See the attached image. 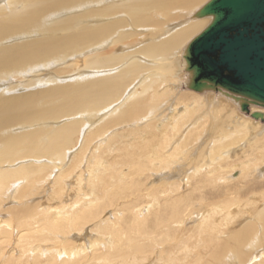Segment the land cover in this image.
<instances>
[{
    "label": "bare ground",
    "instance_id": "1",
    "mask_svg": "<svg viewBox=\"0 0 264 264\" xmlns=\"http://www.w3.org/2000/svg\"><path fill=\"white\" fill-rule=\"evenodd\" d=\"M205 1L0 0V264H264V197L203 194L224 168L264 177L260 109L171 96ZM213 107L233 119L215 142ZM244 134L256 156L235 164ZM188 140L212 170H173Z\"/></svg>",
    "mask_w": 264,
    "mask_h": 264
},
{
    "label": "water",
    "instance_id": "2",
    "mask_svg": "<svg viewBox=\"0 0 264 264\" xmlns=\"http://www.w3.org/2000/svg\"><path fill=\"white\" fill-rule=\"evenodd\" d=\"M194 17L211 19L184 50L185 87L219 93L246 114L264 108V0H209Z\"/></svg>",
    "mask_w": 264,
    "mask_h": 264
},
{
    "label": "rangeland",
    "instance_id": "3",
    "mask_svg": "<svg viewBox=\"0 0 264 264\" xmlns=\"http://www.w3.org/2000/svg\"><path fill=\"white\" fill-rule=\"evenodd\" d=\"M208 0H206L203 4H201L200 6H198L196 9H198V8H200V7H202L206 2H207ZM204 19H209L210 20V18H204ZM193 20H196V19H193ZM207 25V24H206ZM204 27H205V25H204ZM203 27V28H204ZM202 28V29H203ZM201 31V30H200ZM199 31V32H200ZM199 32H197L196 34H198ZM196 34H193L189 39H191L193 36H195ZM187 41H189V40H187ZM187 43V42H186ZM183 62V61H182ZM181 75H183L182 77H184V79H182V84L186 81V75L184 74V72L182 71L181 72ZM181 84V86L174 92V94H172L171 96H173V97H178L180 100H181V103H185V102H187V101H189L191 98H192V96H190V95H183L182 94V91H187L188 89L184 86V85H182ZM140 92H141V90H140ZM213 93V94H212ZM203 94H205V95H210L209 96V98L211 99V100H213V101H217V100H220V99H222V100H224L225 102H228L229 104H231V105H233V107H236V109L238 110V112L241 114V115H243V116H245L246 115V113H244V112H241L240 111V108H239V106L237 105L238 103H236V102H234L233 100H231V99H229V98H226V97H224V96H222L221 94H219V93H216V92H213V91H206V92H204ZM170 96V97H171ZM214 96V97H213ZM170 97H168V99H166V100H164V102H162V104H160L161 105V107H162V105H163V107H162V110L160 111V113H156L155 115L157 116V122H156V124H157V126L159 125V128H162L163 126H165L166 125V127L165 128H167L168 129V124H169V122H170V117H171V113H170V108L172 109V107H173V104H174V102H171L170 100H169V98ZM231 103H230V102ZM221 102V101H220ZM236 105V106H235ZM181 108H183L182 106H180V108L179 109H181ZM252 108H255V109H257V110H259L260 109V112H262L263 114H264V112H263V110H264V108H261V107H257V106H253V105H250L249 106V109H250V111L252 110ZM217 109V108H216ZM227 111V110H226ZM216 112H218V113H216ZM212 113V114H211ZM214 113H216V114H218V115H215ZM210 114L212 115H210L209 117H208V123L207 124H209V125H212L211 126V133H210V140L211 139H213V142H215V140L218 138V137H220V135H221V133L223 132H221L220 130H224V131H227V130H229L231 127H232V123H233V119L232 118H227L228 117V113H226L225 114V111H224V113H223V111H219V110H214V107L211 109V111H210ZM214 115V116H213ZM219 118V120L220 121H222V122H220L217 118ZM216 120H215V119ZM222 118V119H221ZM159 119V120H158ZM211 119H213V121L211 120ZM227 119V120H226ZM218 120V122H216ZM223 120H225V121H223ZM254 121V120H253ZM257 122L258 121H260V122H262V123H264V120H256ZM214 124V125H213ZM228 125V126H227ZM231 125V126H230ZM224 126H225V128H224ZM226 127H228V128H226ZM158 128V127H157ZM222 128V129H221ZM224 128V129H223ZM162 129H164V127L162 128ZM226 129V130H225ZM146 131H148V130H146ZM168 131H169V129H168ZM215 132V133H214ZM216 135V136H213V135ZM242 136L243 135H240L238 138H237V140H239V143L235 146V147H233L232 149H234L235 150V153L233 154V156H232V158L235 160L237 157H239V158H237L234 162H235V164H239L240 163V161L241 160H246V159H248L249 158V156H250V158H251V155H252V153H254L253 155H255V152H253L254 150H251V148H248L247 147V143H245V142H247V139H249L250 138V134H248V135H245L244 134V138H242ZM247 137V138H246ZM148 138H153L151 135L150 136H148ZM194 137H192L191 139H193ZM95 140H93V142L90 144L91 145V147L94 145V142ZM243 141V142H242ZM186 142H187V144H186ZM236 143V141L234 140L231 144H235ZM184 144H186V146L185 145H182L181 146V148H182V153L178 156V158L177 159H175V160H173L174 161V163H175V165H173V170L175 171H177V170H180V171H184L183 172V176L185 175V173H186V175L187 176H191L192 174H196L197 173V171L198 170H201L202 172H207V171H209V170H212V169H210L211 168V165H210V163H208V161L209 160H211V158H210V155H209V150H210V145H212V143H211V141H208V143L207 144H205V147H199V146H196V145H192V142H191V140H188V141H185V143ZM190 146H189V145ZM105 145V144H104ZM188 145V146H187ZM243 145V146H242ZM189 147V148H188ZM192 150H191V149ZM194 148V149H193ZM202 148H204V149H202ZM197 149V150H196ZM191 150V151H190ZM242 150V151H241ZM241 151V152H240ZM252 151V152H251ZM88 153H89V151H87ZM192 152V153H191ZM237 152V153H236ZM245 152V153H244ZM251 152V153H250ZM194 153V154H193ZM206 153V154H205ZM202 155V156H201ZM203 155H204V157H203ZM252 155V156H253ZM191 157V159L189 160V158ZM193 156V157H192ZM208 156V157H207ZM256 156V155H255ZM189 157V158H188ZM196 157V158H195ZM217 156H215V158H216ZM245 157H246V159H245ZM248 157V158H247ZM184 158V159H183ZM193 158V159H192ZM209 158V159H208ZM243 158V159H242ZM85 159H87V158H84V160ZM199 159V160H198ZM188 161H190V162H188ZM185 163V165H184V163ZM187 162V163H186ZM200 162V163H199ZM210 162V161H209ZM226 164V163H225ZM224 164V165H225ZM185 168V169H184ZM206 168V169H205ZM226 171H227V169H222V170H220V171H217V172H215L214 174H213V176H212V178H211V180L212 181H214L215 182V186L216 187H212V188H205V190L203 191V194L206 196V198H213V197H216V196H218V193H219V196H221L220 194H228V193H231V192H235V191H238L239 190V194H241L243 197L245 196V198L244 199H247V197L249 196L250 197V195L252 196V195H260V196H263L264 197V177L262 178V177H260V174L259 175H257V174H255L254 175V177H252V176H250V177H248L247 175H244L242 178H240V179H243V180H246V182L245 181H243V180H237V181H235V183H234V181H231V182H228V184L226 183L225 185L221 182V181H219V179H221L222 178V176L226 173ZM238 171V170H237ZM237 171H235L234 172V174L237 172ZM239 172V171H238ZM189 174V175H188ZM197 175V174H196ZM199 175H200V173H199ZM232 175H233V173H232ZM183 176L181 177V178H183ZM233 177V176H232ZM251 177H252V179H251ZM251 179V180H250ZM70 182H72V181H70ZM205 182L206 181H204V180H202V184H203V186H204V184H205ZM241 184H240V183ZM73 183V182H72ZM237 183V184H236ZM223 184V185H222ZM234 185H236L235 186V188H234ZM243 185V186H242ZM245 185V186H244ZM244 187V188H243ZM186 188V187H185ZM236 188H238L237 190H236ZM240 188V189H239ZM225 189V190H224ZM229 189H230V191H229ZM207 190H208V192H207ZM223 190H224V192H223ZM182 191H185L184 189H182ZM228 191V192H227ZM41 192V191H40ZM48 192H50V191H48ZM218 192V193H217ZM221 192V193H220ZM72 194H74V193H72ZM207 194V195H206ZM210 194V195H209ZM224 194V195H225ZM246 194H248L247 196H246ZM37 197H39V198H37V199H40L41 201H43V203L45 202V203H47V196H46V192H41V194L39 193L38 195H37ZM221 197H225V196H221ZM45 199V200H44ZM145 199L146 200H149L147 197H145ZM263 201H264V198L262 199ZM35 201H37V200H35ZM39 201V200H38ZM198 205V204H197ZM205 205L204 204H202V207H204ZM205 208V207H204ZM207 208V207H206ZM109 217H108V219L110 220L112 217L110 216V212H109V215H108ZM217 217H218V219L219 220H221L222 221V219H220L219 218V216L217 215ZM217 217H216V215H215V217H214V219H217ZM219 223H221V222H219ZM87 234L88 235H90V236H92V235H94V234H97V233H89V231H87ZM96 236V235H95ZM160 252V250L159 251H157V252H155L153 255H152V260H154L155 259V261L157 260V254ZM151 260V261H152Z\"/></svg>",
    "mask_w": 264,
    "mask_h": 264
}]
</instances>
